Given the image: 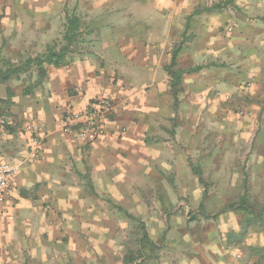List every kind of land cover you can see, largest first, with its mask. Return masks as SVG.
<instances>
[{"label":"rangeland","instance_id":"rangeland-1","mask_svg":"<svg viewBox=\"0 0 264 264\" xmlns=\"http://www.w3.org/2000/svg\"><path fill=\"white\" fill-rule=\"evenodd\" d=\"M227 1L199 0L189 12L169 15V29L153 31L167 41L171 58L181 46L177 69L203 68L185 73L177 91L168 89L171 98L163 100L168 110L148 113V148L141 154L106 173L90 169L65 176L76 189L63 190L61 205L44 206L38 230L28 229L24 243L16 247L21 250L19 264H264L263 220L240 211L217 218L203 214H214L244 194L264 207V49L255 55L253 41L247 38L253 34L254 20L262 16L242 12L234 2L217 9ZM60 4L61 13L16 14L24 22H44L47 28L12 31L0 47L1 56L18 64L49 46H61L65 13L71 14L75 1ZM195 9L202 12L191 18L186 40V18ZM80 15L85 23L93 19ZM107 17L130 24L140 21L142 13ZM84 32L85 40L97 33ZM105 32L106 38L114 31ZM91 44L81 45L80 52L98 54L97 45ZM37 79L32 69L9 85L15 93L27 90L31 96L45 91L47 78L41 84ZM13 97L8 96L6 83H0L4 128L9 127L6 118L20 126L26 122L12 114ZM26 127L24 132L33 130ZM191 163L201 168L203 180ZM137 219L145 222L159 246L146 247L157 259L125 261L142 236Z\"/></svg>","mask_w":264,"mask_h":264},{"label":"crops","instance_id":"crops-1","mask_svg":"<svg viewBox=\"0 0 264 264\" xmlns=\"http://www.w3.org/2000/svg\"><path fill=\"white\" fill-rule=\"evenodd\" d=\"M72 1L75 5L71 14L65 13V22L59 29H65L69 15L93 16V21L81 20V30L97 33L92 39H83L79 45L91 42L97 45L99 52L72 54L67 65L47 66L46 92L38 91L30 96L13 91L11 112L19 114L26 122L20 126L6 118L9 127L0 125V161L17 166L9 186L0 190V264H19L21 250L16 247L24 243L28 229L38 230V221H43L45 216L44 206L61 205L63 190L76 189L65 176L86 174L90 169L91 173L96 169L105 172L112 166L126 165L127 158H134L148 148L145 138L147 126H151L148 113L168 110L163 100L169 101L168 89H172L171 76L166 70L171 58L168 44L153 31L169 29L166 23L169 15L189 12L199 4V0ZM233 2L242 12L262 16L254 20L253 34L247 35L257 55L259 48L264 49V0H230L216 7L222 9ZM57 3L58 0L49 5L45 0H0V47L12 31L47 28L44 22H24L15 18L16 14L61 13L63 7ZM201 10L194 11L200 14ZM122 13H142V18L130 24H121L117 18L105 20L109 14ZM106 30L114 32L105 38ZM120 30L125 32L118 34ZM98 97L110 98L116 107L104 138L88 143L59 130L70 112L85 109ZM26 125H34L33 130L24 132ZM123 126L127 127L126 132H122Z\"/></svg>","mask_w":264,"mask_h":264},{"label":"trees","instance_id":"trees-1","mask_svg":"<svg viewBox=\"0 0 264 264\" xmlns=\"http://www.w3.org/2000/svg\"><path fill=\"white\" fill-rule=\"evenodd\" d=\"M198 13L199 11H194L186 18V27L184 32V38H186V40L189 39V37H187V31L190 27L191 18ZM83 34L84 31L81 30V19L76 15H69L67 17V23L63 32L61 46H49L46 52L37 56L28 57L18 64H14V62L10 59L3 58L1 56L0 49V83H6L8 96H12L14 94L9 82L15 78H20L21 74L29 72L32 69H36L38 75L37 84H41L48 76L47 66L59 67L69 64L72 60V54L81 53L79 44L83 41ZM180 51L181 46H178L173 50L171 63L166 66V70L171 76V86L174 92L178 90L177 88L179 87L182 76L185 73L196 72L203 68V66L197 65L189 70L177 69L176 65L178 63ZM24 94L28 95L30 93L25 90ZM190 166L198 178L203 180L201 168L193 163H191ZM245 180H247V178ZM119 208L124 210L122 207ZM230 211H240L249 215H253L256 218L264 221V207H262L258 202L250 200L247 194H244L238 201L221 207L214 214H203L208 218H217L218 216ZM128 214L130 215V213ZM137 220L142 230V236L138 239L136 249L129 252V254L125 257V261L134 262L139 258H143L145 261L153 258L157 259L158 255L147 254L146 247L150 246L155 250L158 249L159 246L149 235L145 222L141 219ZM150 251H152V249Z\"/></svg>","mask_w":264,"mask_h":264},{"label":"built area","instance_id":"built-area-1","mask_svg":"<svg viewBox=\"0 0 264 264\" xmlns=\"http://www.w3.org/2000/svg\"><path fill=\"white\" fill-rule=\"evenodd\" d=\"M115 103L108 97H98L79 111L70 112L59 126L63 133L75 135L79 139L92 143L104 138L108 132L115 112ZM2 123L5 124L4 121ZM31 128L34 125L30 126ZM126 129L123 127L122 132ZM17 172V166L9 161H0V190L4 191ZM3 195V194H1Z\"/></svg>","mask_w":264,"mask_h":264}]
</instances>
